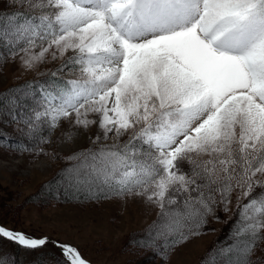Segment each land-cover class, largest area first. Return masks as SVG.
<instances>
[{
    "label": "snow or ice",
    "instance_id": "1",
    "mask_svg": "<svg viewBox=\"0 0 264 264\" xmlns=\"http://www.w3.org/2000/svg\"><path fill=\"white\" fill-rule=\"evenodd\" d=\"M58 59L50 75L75 78L0 92V125L20 137L0 127V147L49 155L40 145L69 121V164L44 187L156 206L159 219L134 243L161 264L235 194L239 218L203 264H264L252 259L264 244V0H7L0 69ZM0 238L89 264L46 236L0 225Z\"/></svg>",
    "mask_w": 264,
    "mask_h": 264
},
{
    "label": "rangeland",
    "instance_id": "2",
    "mask_svg": "<svg viewBox=\"0 0 264 264\" xmlns=\"http://www.w3.org/2000/svg\"><path fill=\"white\" fill-rule=\"evenodd\" d=\"M6 4L7 0H0V10H5ZM61 62L59 59L49 61L25 71L18 61H9L0 69V92L24 86L30 81L75 78L66 72L57 77L50 75ZM0 127L16 140L20 138L14 125ZM69 127V121H61L60 128L50 138L51 143L40 145L49 155L20 154L0 147V225L30 237L46 236L51 241L71 244L89 264H161L158 256L134 243L159 219L156 206L142 198L76 199L71 194H57L44 187L56 180L57 173L69 164L64 159L69 148L61 147L62 132L68 131ZM96 131L94 126L92 132ZM44 135L47 136V132ZM126 139L127 136L121 138L122 141ZM102 143L111 145L116 140L112 138ZM88 144L85 142L83 146ZM215 216L219 219L209 217L202 230L204 234L194 236L178 247L168 264H203L210 258L213 249L227 240L239 218L235 194L229 211L219 208ZM256 252L257 257L264 258V244ZM0 258H8V264H57L63 259L59 249L52 244L32 251L17 248L9 240L1 239Z\"/></svg>",
    "mask_w": 264,
    "mask_h": 264
},
{
    "label": "trees",
    "instance_id": "3",
    "mask_svg": "<svg viewBox=\"0 0 264 264\" xmlns=\"http://www.w3.org/2000/svg\"><path fill=\"white\" fill-rule=\"evenodd\" d=\"M0 239H1V240H6V241H7V239H2V238H0ZM10 242H11V241H10ZM11 243L14 244L17 248L24 249V248L18 246L17 244H15V243H13V242H11ZM229 243H231V242H229ZM257 250H258V249H257ZM256 253H257V252H256ZM256 253H255V255H253V257H252L253 260H256V259H257V255H256ZM11 264H14V263L12 262Z\"/></svg>",
    "mask_w": 264,
    "mask_h": 264
},
{
    "label": "bare ground",
    "instance_id": "4",
    "mask_svg": "<svg viewBox=\"0 0 264 264\" xmlns=\"http://www.w3.org/2000/svg\"><path fill=\"white\" fill-rule=\"evenodd\" d=\"M73 146H74V145H73ZM61 147H62V148H66V149H68V148L71 147V145L65 146V144L62 142Z\"/></svg>",
    "mask_w": 264,
    "mask_h": 264
}]
</instances>
